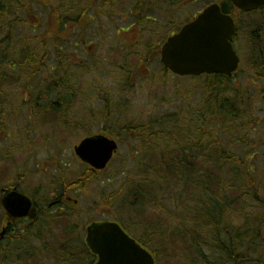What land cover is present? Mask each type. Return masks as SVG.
I'll list each match as a JSON object with an SVG mask.
<instances>
[{
    "label": "rangeland",
    "instance_id": "rangeland-1",
    "mask_svg": "<svg viewBox=\"0 0 264 264\" xmlns=\"http://www.w3.org/2000/svg\"><path fill=\"white\" fill-rule=\"evenodd\" d=\"M27 1L19 0L23 6H27ZM60 1L50 0L48 7H44L36 0L38 6L34 4L29 15L19 11L21 19L26 20L24 24H16L9 30L5 24L16 19L12 12L0 25V42L8 39L10 45H16L15 52L19 51L12 60L22 58V51L33 50L35 67H44L28 83L22 80L19 86L0 90V189L16 186L44 205L58 196L63 184L85 175L87 167L75 158L73 147L89 134L116 135L118 151L100 175L85 181L84 188L80 186L71 194L77 201L74 210L60 213L64 217L58 219L52 217L60 214L53 213L47 216V223L41 219L34 225L21 223L11 229L0 241L3 252L0 264H88L90 257L82 252V240L85 227L93 221L120 223L134 239L145 242L149 250L158 253L157 264H178L177 256L192 261L196 255L212 256L217 252L218 239L208 227L200 228V235H193L186 247L178 240L171 242L173 229L199 228L195 220L202 218L195 212L206 196L195 185L189 190L183 189L184 183L179 185L172 180L168 183L165 179L169 176L158 180L159 157L166 152L164 158L175 159L173 153L183 152L185 158L195 157L194 170L219 169L230 186L227 192L219 194L221 198L226 199L229 193L228 198L236 199L240 192H248L246 176L255 185L259 183L264 195V77L256 79L251 62L256 52H250L249 41L252 36L264 45V13L236 14L237 33L233 42L240 67L227 85L229 97L236 98L239 119L222 122L211 121L204 113L209 106L206 102L210 104L212 99H208L210 94L204 88L211 79L205 76L178 80L170 74L163 76L159 64L144 63L145 50L141 45L139 49L130 46L115 51L111 47H99L98 37H86L87 33L85 43L92 51L93 47L97 50L84 54L79 47L73 49L74 36L68 39L63 28L55 33L59 21L54 16L63 20ZM116 1L115 13L131 7L125 0ZM127 38L126 42L135 39L132 34ZM60 48L67 55L66 59L62 58L63 64L56 55ZM56 72L59 79L67 80L50 94L49 101L53 106L56 104L57 114L53 119L48 114L45 119L35 118V107L28 104L38 87L55 79ZM7 81L3 80L1 86ZM168 116L171 120L167 124L160 122ZM129 125L149 126L148 133L153 136L150 144L146 147L141 144L135 135L137 130L131 135L119 133ZM159 152L163 153L159 155ZM225 153L234 157L235 163L225 162ZM249 156L253 158L248 162L252 167L250 171V166L245 165L246 174L244 164ZM150 165L155 170L149 169ZM137 185L149 189L155 201L146 198L134 204L133 191ZM131 203L138 207V215ZM184 205L188 209L185 215ZM253 206L254 203H249L248 212L264 215V209ZM233 207L229 210L232 215L228 224L235 228L243 224L244 208L240 205L234 211ZM4 225L0 221V231ZM220 234L223 239L225 231ZM67 252L74 254L70 256Z\"/></svg>",
    "mask_w": 264,
    "mask_h": 264
},
{
    "label": "trees",
    "instance_id": "trees-1",
    "mask_svg": "<svg viewBox=\"0 0 264 264\" xmlns=\"http://www.w3.org/2000/svg\"><path fill=\"white\" fill-rule=\"evenodd\" d=\"M10 0H0V25L2 26L3 23L7 21V18L12 16V13L10 12V4H8ZM45 3L47 5L50 4L49 0H46ZM56 11V10H55ZM54 17H57L55 15ZM9 30L12 28L10 25L11 23L5 24ZM62 29V25H57L55 29V33H59V30ZM253 35V34H252ZM255 36V35H254ZM251 41V49L252 52H256L255 55H253L254 58L251 59V62L253 64V67L255 69V75L256 79H261L264 77V45L262 42L257 41L256 38L250 36ZM16 45L13 44L10 45V41L8 39L3 40L0 42V90L2 87L4 89L11 88L13 86H19V84L23 81L28 83L34 76L38 75L39 72L44 68L42 66L35 67L36 64V57L33 50L31 52L29 51H22V58L19 60H15L12 58L15 57V54H17L19 51L15 52ZM14 49V51L12 50ZM13 52V54L11 53ZM251 52V50H250ZM33 53V54H32ZM258 57V58H257ZM59 63L63 64V57H59ZM137 58V57H136ZM66 59V58H65ZM65 63V62H64ZM65 66V65H63ZM62 66V67H63ZM61 67V66H60ZM58 72L55 73V79H53L51 82H47L46 85L38 87L37 88V94L33 95L34 98L31 100V103L28 105L35 107L36 116L35 118H42L45 119V115H49L52 117V119L55 117L54 115L57 114V106L56 104L51 105L49 98L50 94H53L54 91L58 90L61 87V84H63L64 81H67L65 78H58ZM57 75V78H56ZM25 78V80L23 79ZM30 78V79H29ZM211 79L210 83L206 85L207 87H204L207 90V93L210 94L208 99L210 97V104L206 102L209 106H207L204 109V113L206 116L209 117L211 121L213 120H221L222 122H232L239 119L238 110L236 106V98L229 97L228 92V81L229 79L223 77H207ZM3 80H8L7 83L4 84V86H1V82ZM227 86V87H226ZM25 88L29 89V86H26ZM225 89V90H224ZM215 93V95H213ZM48 102V103H42V102ZM168 120H171V117L162 118L160 120L161 123H166ZM151 124V123H148ZM167 124V123H166ZM131 127L126 128L123 131H120V134L127 133L129 135L135 134L136 137L141 141V144L143 146H147L150 144L151 139L153 138L152 134H149V126H142L138 125L133 130L129 129ZM137 130V132L135 131ZM135 131V133H132ZM165 134V132H164ZM217 150V149H216ZM215 150V151H216ZM214 151V152H215ZM186 152V151H184ZM163 152H159V155H161ZM170 154L172 152H169ZM168 153V154H169ZM167 155V153H164ZM164 154H162L159 158L160 165L158 168V173L160 172V176L157 177L155 174V178L157 177L158 180H164L165 176H169V179H165L168 183L172 180L174 183H178L179 185L182 184L183 189H189L193 190L194 185L200 189L203 190L204 195L206 196V200L203 203V205H200L198 207L197 211L195 212L199 216H201L202 221L196 219L197 225H199V228H196L195 230H189L186 228L184 230L179 229H173V234L170 235V238L173 239L171 241L172 243L180 241L183 246H188L189 240H193L195 236L200 235V228L208 227L211 232L213 233V236L215 239H218L216 241V253L212 256L202 255L199 256L196 255V260H189L188 258L183 259L181 256H177L178 264H264V215L261 216L257 212H248L249 203H254V208L257 209H264V195L262 194V190L260 188L259 183L254 184V181L250 179L249 176H246V182H247V189H249L248 192L242 191L239 193V196L236 199L228 198V195L226 196V199L220 197V193H223L224 191H228V188H230L227 180L225 182V179H223L221 175V171L219 169L215 170H194V158L195 157H189L185 158L183 155V152L173 153L172 156H177V158H164ZM226 154V153H225ZM223 155V160L229 161L231 163H235V159L232 156ZM154 157V156H153ZM253 158L249 156V158H246V162L244 166L247 164L250 166L249 161H251ZM251 167H249L251 171ZM149 169L155 170L153 165H150ZM248 171V172H250ZM155 173V172H154ZM245 173H246V166H245ZM247 174V173H246ZM238 177V175H237ZM92 175L89 176L88 173H85L81 178H79L76 181L70 182L68 184H63L62 189H66L68 192L69 190H74L76 188H79L80 186H83L85 181H90L92 179ZM70 184V186H69ZM226 187V189H225ZM177 189V188H176ZM201 190V191H202ZM186 192H184L185 196ZM134 196V204L137 203V201L142 203L146 198L153 199L152 194L149 193L148 190H143L138 187L137 189L133 191ZM154 200V199H153ZM155 201V200H154ZM210 203V204H209ZM134 206L135 213L138 215L139 211H137V208L132 203L130 204ZM232 205H234L233 210L238 211L240 205H243V212H244V219L243 224L237 225V227L233 228L230 224H228L229 217L232 215L229 211L232 208ZM248 205V207H247ZM252 207V208H253ZM200 210V211H199ZM189 211H191V206L189 207ZM195 211V210H194ZM199 211V212H198ZM230 213H229V212ZM188 213V209L186 206H183L182 214L185 215ZM194 213V212H191ZM194 213V214H195ZM64 214L58 215V217H53V219L63 218ZM242 217V216H241ZM240 218V216H238ZM4 218L1 217L0 221H2ZM45 223L49 221V218L43 219ZM220 231H225L224 238H221ZM22 239V238H21ZM20 239V241H21ZM178 240V241H177ZM194 241L192 244L194 245ZM144 244V243H143ZM147 248L148 245L145 243ZM198 248H201L199 246H195ZM191 248L193 246L191 245ZM87 253L88 257H90V254L88 251H86L82 247V252ZM153 256L155 257V261H157L158 253L151 250ZM1 256L3 255L0 251ZM67 255H72L71 253H66ZM70 256L68 257L70 259ZM3 257V256H2ZM92 259V258H91ZM90 260V259H89ZM92 260L88 262V264H91ZM158 263V261H157Z\"/></svg>",
    "mask_w": 264,
    "mask_h": 264
},
{
    "label": "flooded vegetation",
    "instance_id": "flooded-vegetation-1",
    "mask_svg": "<svg viewBox=\"0 0 264 264\" xmlns=\"http://www.w3.org/2000/svg\"><path fill=\"white\" fill-rule=\"evenodd\" d=\"M40 1V4L44 7H48L45 3L46 0ZM132 1L125 0L124 2H126L128 6L131 3V7L125 11L121 10L115 13L114 9L118 2L116 0H61L60 9L63 10V20H60L58 17H55V19L59 21L58 25H62V28L67 31L66 34L68 39L73 36L75 37L72 43L73 49L79 47L84 54H88L89 52L94 53L97 50L96 47H93L94 51H92L88 43H85V34L87 33L88 36L86 37H92L93 39L98 37L99 43L97 44L99 47H111V49L115 51L130 46L139 49V45H141L142 48H144L143 50H145L143 56L145 58L144 63L147 65H154L160 64V50L165 46V42L169 38L176 36V34L188 24L193 23L199 15L210 7V5H216L221 13L234 19L235 25L237 23L236 14H239L230 0ZM8 4H10V12H14V14H12L16 17L10 25L12 28L16 26V24H24L26 22V20L21 19L19 16L20 10L29 15L32 6H34V4L37 5L36 0H28L27 6L20 4L19 0H10ZM102 21H105V23H102ZM104 26L107 27V29H104ZM93 27L95 29L94 35L92 34ZM130 34H132L135 39H133L134 41L131 40L130 42H126ZM56 53L58 57H67L66 52H62L61 48L59 53L57 50ZM150 75L149 73L148 76ZM135 127L137 126L129 129L133 130ZM123 128L126 129V127ZM123 130L121 129V131ZM89 173L94 174V176L98 175L93 170ZM76 189L69 190V192L66 189H61L54 200L48 201L44 205H40L33 198H30L32 200L31 210L34 214L33 219H15L16 221L13 222L6 217V213L1 206L3 200L1 196L5 189H0V211H3L5 216V225L2 227L5 236L18 224L28 223L29 225H34L39 220H43L47 218V216H52L53 213L54 215H58L69 210H74L75 207L73 206L77 205V201L72 198L71 194Z\"/></svg>",
    "mask_w": 264,
    "mask_h": 264
},
{
    "label": "water",
    "instance_id": "water-1",
    "mask_svg": "<svg viewBox=\"0 0 264 264\" xmlns=\"http://www.w3.org/2000/svg\"><path fill=\"white\" fill-rule=\"evenodd\" d=\"M238 10H264V0H230ZM235 33L233 19L210 6L178 35L168 39L161 50V63L174 75L199 77L202 74L228 76L239 66V59L230 39ZM115 142L103 136L87 138L74 148L75 155L96 170L110 162L116 150ZM1 205L10 221L33 219L31 201L17 191H5ZM85 241L90 252L97 256L94 264H155L152 256L125 234L118 224L93 223L86 227ZM4 231L2 236H4Z\"/></svg>",
    "mask_w": 264,
    "mask_h": 264
}]
</instances>
